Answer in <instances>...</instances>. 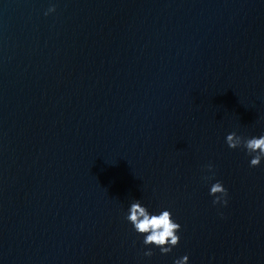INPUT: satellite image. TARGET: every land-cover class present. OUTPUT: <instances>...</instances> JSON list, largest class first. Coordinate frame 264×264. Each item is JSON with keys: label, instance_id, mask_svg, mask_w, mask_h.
Segmentation results:
<instances>
[{"label": "water", "instance_id": "obj_1", "mask_svg": "<svg viewBox=\"0 0 264 264\" xmlns=\"http://www.w3.org/2000/svg\"><path fill=\"white\" fill-rule=\"evenodd\" d=\"M233 131L264 134V0H0V264H264ZM136 199L171 252L143 255Z\"/></svg>", "mask_w": 264, "mask_h": 264}, {"label": "clouds", "instance_id": "obj_2", "mask_svg": "<svg viewBox=\"0 0 264 264\" xmlns=\"http://www.w3.org/2000/svg\"><path fill=\"white\" fill-rule=\"evenodd\" d=\"M53 11H55L54 5L49 7L45 15ZM226 143L232 149L243 148L251 156L250 167H258L264 159V134L246 137L233 131L226 136ZM205 167L208 171H212L214 166L209 163ZM213 175H215L214 172ZM205 179H210V177L206 176ZM209 194L214 197L212 201L214 205H227L228 189L221 181L217 180L211 184ZM125 219L132 224L138 234L144 236L142 243L146 247L143 255L146 257H151L154 254L153 249L147 247L149 245H154L160 249L162 254H167L180 241L178 233L181 230V225L173 219L169 209H163L155 214L150 212L140 200L136 199L130 204ZM188 259V255H184L182 258L176 259L174 264H186Z\"/></svg>", "mask_w": 264, "mask_h": 264}]
</instances>
